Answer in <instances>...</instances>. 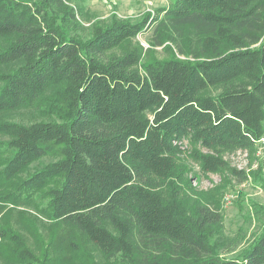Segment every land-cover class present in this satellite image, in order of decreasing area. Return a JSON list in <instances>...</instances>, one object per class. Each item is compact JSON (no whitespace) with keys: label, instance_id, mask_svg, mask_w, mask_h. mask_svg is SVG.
<instances>
[{"label":"trees","instance_id":"obj_1","mask_svg":"<svg viewBox=\"0 0 264 264\" xmlns=\"http://www.w3.org/2000/svg\"><path fill=\"white\" fill-rule=\"evenodd\" d=\"M70 1L0 0V64L14 65L0 72V113L32 108L48 92L54 113L0 122L14 150L6 178L58 155L23 183L39 191L60 178L48 191L50 216L107 259L264 264V225L246 248L221 253L222 214L191 204L181 158L188 152L204 173L248 178L224 154L254 150L264 136V0H171L154 17L98 22L87 38L67 28L78 23ZM149 24L159 44L179 39L187 58L167 46L169 56L143 60L134 38ZM5 223L1 263L50 264ZM139 237L158 253L136 256Z\"/></svg>","mask_w":264,"mask_h":264},{"label":"rangeland","instance_id":"obj_2","mask_svg":"<svg viewBox=\"0 0 264 264\" xmlns=\"http://www.w3.org/2000/svg\"><path fill=\"white\" fill-rule=\"evenodd\" d=\"M171 0H72L68 2L76 11L78 23H71L67 28L79 33L84 38L91 35L93 26L98 22H109L112 18L118 20L137 21L146 14L157 16V10L168 6ZM152 21V19H151ZM155 24H149L134 42L144 48L146 60L151 55L157 58L169 56L170 46L180 58H187L180 53L178 40H166L159 44L155 37ZM6 45L0 39V49ZM116 50L113 54H119ZM14 65H1L0 72L13 69ZM220 87L209 89L211 93H218ZM52 92L32 108H22L13 112L0 113V122L19 121L35 122L38 120H51L54 117L53 107L49 104L48 97ZM9 136L0 133V224L10 223L22 235L29 247L38 255L47 253L50 264H133L124 261L121 256L105 258L93 244L89 243L83 234L76 228L55 221L47 209L48 191L60 183V178L51 181L42 190H29L23 183L31 174L40 170L45 164L55 161L58 155L49 154L35 161L22 173L13 179H7L4 167L13 154V149L8 145ZM189 147V146H188ZM225 159L234 167L246 172L248 178L241 180L228 171L219 173H204L200 164L187 153L181 155L187 168V177L191 180L192 187L187 192L191 204L208 206L213 212L222 214L221 227L218 234L221 237L224 256H233L238 251L246 248L254 238L258 228L264 225V146L256 145L254 150H235L226 152ZM27 189L29 190L28 192ZM232 201L229 203L226 196ZM31 197L35 204H26ZM256 209L259 210L257 214ZM21 210H27L22 212ZM215 239V235H214ZM76 243V245L74 244ZM138 247L136 256H150V252H157L152 246H146L141 237L136 241ZM0 264H16L0 262ZM17 264H27L19 262ZM39 264V263H33Z\"/></svg>","mask_w":264,"mask_h":264},{"label":"built area","instance_id":"obj_3","mask_svg":"<svg viewBox=\"0 0 264 264\" xmlns=\"http://www.w3.org/2000/svg\"><path fill=\"white\" fill-rule=\"evenodd\" d=\"M154 17V16H153ZM258 145H261V146H264V136L259 140V142L257 143ZM226 200L227 202H231L232 201V198L231 196L227 195L226 196Z\"/></svg>","mask_w":264,"mask_h":264}]
</instances>
